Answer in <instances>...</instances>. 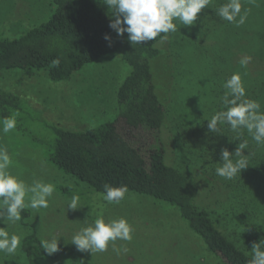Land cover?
<instances>
[{
    "label": "rangeland",
    "instance_id": "374dc122",
    "mask_svg": "<svg viewBox=\"0 0 264 264\" xmlns=\"http://www.w3.org/2000/svg\"><path fill=\"white\" fill-rule=\"evenodd\" d=\"M216 2L226 0H211L210 4ZM241 3L244 4L243 0ZM209 8L198 14L192 26L174 21L177 31L169 32L161 43L170 53V59L164 60L165 67H162L166 70V64L171 63L174 77L171 100L167 101L169 114L164 136L168 144V161L190 175L199 186L198 205L217 209L219 201L228 195L227 189L212 172L207 158L199 152L189 153L187 147H182L189 142L190 145H201L206 137V143L201 147H214V143H207V140L215 132L207 126L202 127L200 119L203 105H211L205 91L210 88L214 73H218L215 62L225 60L227 65L220 70L221 74L229 72L231 67L240 71L243 57L251 58L244 68L252 75L264 69V5L261 0L258 5H248L247 19L239 27L233 23L227 25L226 20ZM53 10V0H0V36H20L48 20ZM216 19L225 26L217 29L221 25H213ZM129 70L120 54L103 56L76 71L69 80L58 82L51 80L45 69L36 70L33 75L20 69L0 70V87L25 99L33 117L7 135L0 133V146L7 148L11 158L8 170L26 185L41 180L55 186L47 208H26L30 211L27 226L22 223V217L8 226L0 222V227L10 235L16 233L22 237L15 254L0 252V264H32L22 243L33 228L42 240H59L61 248L73 245L72 236L94 223L97 217H103L106 222L127 219L133 229V238L115 242L121 248L119 255L113 251L111 243L105 252L94 255L90 251L82 252L90 264H220L175 206L134 192H127L119 203H108L101 193L90 190L85 182L60 170L47 159L54 139V125L83 129L115 119L117 90ZM211 114L207 117L211 118ZM215 146L218 149L223 145ZM73 195L80 198L79 208L74 210L68 208ZM260 217L264 224V212ZM123 248H127V252ZM35 264L76 263L62 254L41 256Z\"/></svg>",
    "mask_w": 264,
    "mask_h": 264
},
{
    "label": "trees",
    "instance_id": "16d2710c",
    "mask_svg": "<svg viewBox=\"0 0 264 264\" xmlns=\"http://www.w3.org/2000/svg\"><path fill=\"white\" fill-rule=\"evenodd\" d=\"M258 1L243 0L242 8L258 5ZM261 2L264 5V0ZM53 3L54 10L48 20L20 36H0V70L20 69L33 75L36 70L45 69L49 78L58 82L69 80L85 65L113 54H120L130 70L117 90L115 119L83 129L54 125L49 162L85 182L94 192L103 194L105 184L126 186L127 192L147 195L175 206L220 264H248L253 243L264 239V224L260 217L264 212V145H258L243 130L240 139L248 140L244 155L249 166L228 180L215 172L222 162L221 150L227 148L234 152L240 143L227 124L218 125V132L209 136L207 143H214V147H201L207 137L201 145L184 144L182 149L187 147L189 153L199 152L207 158L212 172L227 189L228 195L219 201L220 207L201 208L198 184L168 161L164 127L174 77L171 63L163 69L170 53L161 46L165 40L161 37H167L169 33H162L153 41L132 45L128 33L119 36L109 27V13L102 0H53ZM221 4L216 2L208 6L213 11ZM217 24L221 25L217 29L225 26L216 19L213 25ZM106 35L111 39L106 40ZM215 63L218 73H214L210 88L205 91L211 105H203L202 127L207 126L210 112L214 115L222 110L223 83L237 72L231 67L229 72L221 74L220 70L227 65L224 58ZM240 69L238 72L247 98L257 101L264 110V69L255 75L247 68L240 66ZM24 100L15 92L0 87L2 119L16 114L18 128L33 119L30 106ZM215 145L223 146L216 149ZM21 217L27 226L30 211L24 209ZM41 241L35 228L23 239V251L32 264L41 256L62 254L68 255L76 264H90L74 245L63 246L57 253L48 255L41 247Z\"/></svg>",
    "mask_w": 264,
    "mask_h": 264
},
{
    "label": "clouds",
    "instance_id": "9594fccd",
    "mask_svg": "<svg viewBox=\"0 0 264 264\" xmlns=\"http://www.w3.org/2000/svg\"><path fill=\"white\" fill-rule=\"evenodd\" d=\"M210 2L211 0H102L109 10V27L119 36L128 33V41L132 45L156 40L162 33L177 31L174 21L184 26L194 25L198 14L208 7ZM214 10L221 19L237 27L245 23L248 14L247 9L242 13L241 0H226ZM105 39L111 38L106 35ZM250 59L243 57L240 60L241 66L246 67ZM223 88L225 91L221 97L222 110L208 119L207 127L216 132L218 125L227 124L240 140L234 152L227 148L221 150L222 162L215 169L218 176L231 180L249 166L244 155L248 140L240 139L243 130H246L258 145H264V110H261L257 101L247 98L239 72L233 73L223 83ZM16 124V114L4 117L0 120V133L7 135L16 128ZM10 164L11 158L7 148L0 146V222L7 226L20 221L21 212L26 208H47L49 198L55 192L54 184L41 180H34L31 185H26L8 170ZM103 188V199L108 203H119L128 191L126 186L113 187L110 184H105ZM79 199L78 195H73L68 208H79ZM132 232V226L125 218L110 219L106 222L103 217H97L94 223L74 234L71 243L77 251H90L92 255L107 251L111 243L113 251L119 255L121 248L117 247L115 242L118 239L131 241ZM21 239L20 235H10L4 227H0V252L15 254ZM41 247L48 255H53L59 251V240H42ZM122 250L127 252V248ZM248 264H264V239L253 243Z\"/></svg>",
    "mask_w": 264,
    "mask_h": 264
}]
</instances>
